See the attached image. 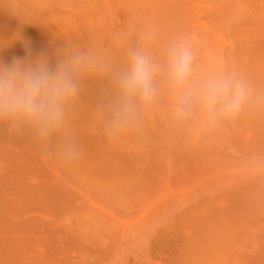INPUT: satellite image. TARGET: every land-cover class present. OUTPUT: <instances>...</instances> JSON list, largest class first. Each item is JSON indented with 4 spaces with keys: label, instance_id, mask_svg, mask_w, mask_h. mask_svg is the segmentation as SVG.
<instances>
[{
    "label": "rangeland",
    "instance_id": "374dc122",
    "mask_svg": "<svg viewBox=\"0 0 264 264\" xmlns=\"http://www.w3.org/2000/svg\"><path fill=\"white\" fill-rule=\"evenodd\" d=\"M150 28L264 92V0H0V60L93 45L120 60ZM105 87L86 81L71 111L73 163L0 124V264H264V106L212 130L161 106L109 141Z\"/></svg>",
    "mask_w": 264,
    "mask_h": 264
},
{
    "label": "clouds",
    "instance_id": "9594fccd",
    "mask_svg": "<svg viewBox=\"0 0 264 264\" xmlns=\"http://www.w3.org/2000/svg\"><path fill=\"white\" fill-rule=\"evenodd\" d=\"M123 45L120 60L99 45L66 46L55 64L45 56L0 60V124L30 133L44 157L68 164L82 153L70 114L89 79L106 83L96 115L109 141L142 130L161 106L174 127L208 130L264 106V92L236 72L203 67L182 35L165 40L150 28L135 40L123 36Z\"/></svg>",
    "mask_w": 264,
    "mask_h": 264
}]
</instances>
